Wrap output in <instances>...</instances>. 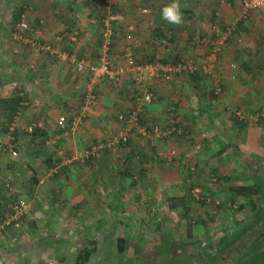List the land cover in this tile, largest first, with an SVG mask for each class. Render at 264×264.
<instances>
[{"label": "crops", "instance_id": "0c3cea01", "mask_svg": "<svg viewBox=\"0 0 264 264\" xmlns=\"http://www.w3.org/2000/svg\"><path fill=\"white\" fill-rule=\"evenodd\" d=\"M2 1L10 7L12 0ZM98 1L14 0L17 10L0 17V142L20 152L0 159V178L5 176L0 181L10 176L13 189L12 199L8 188L0 185V224L13 201L24 199L29 206L21 230L0 229V264H77V259L78 264H151L161 256L165 242L185 247L183 242L195 237L189 226L182 234L190 224L186 217L194 212L191 188L199 185L207 196L226 192L231 194V204L232 188L251 185L258 177L253 166L264 160L260 157L264 156V9L249 11L237 20L243 15V0H179L185 19L182 26L161 21L156 14L171 0H135L143 6L139 13L131 12L134 16L164 22L163 30L170 38L168 60L190 59L201 67L219 32L232 26L234 33L222 44L218 77L201 73V89L186 72L168 83L145 77L144 85L154 91L155 99L145 105L142 124L167 125L172 119L169 109H173L182 134L154 144L134 131L118 158L104 151L96 159H76L88 144L121 129L118 115L134 108L139 92L128 73L121 82H97L99 101L83 110L89 73H77L72 60L99 62L103 56ZM144 7H149V14H143ZM23 14L30 28L22 32L24 40L15 41L13 34ZM146 20L139 21L140 27L129 26L141 42L152 34L145 32L148 22L152 23ZM116 36L117 31L113 43ZM29 38L37 45L25 41ZM108 55L115 66L125 64V60L116 64L110 50ZM140 57L136 55L137 60ZM216 88L223 89L214 96ZM14 97L29 105L12 131L7 106ZM82 110L78 128L58 126L61 115ZM169 148L177 150L174 162L156 157L160 149ZM188 159L196 167L193 173ZM212 174L218 177L213 183ZM174 197L184 202L172 209ZM175 226H180L179 237H175ZM121 242L128 246L123 253ZM80 250L84 255L78 258ZM121 257L128 260L120 262Z\"/></svg>", "mask_w": 264, "mask_h": 264}, {"label": "built area", "instance_id": "2783aa9c", "mask_svg": "<svg viewBox=\"0 0 264 264\" xmlns=\"http://www.w3.org/2000/svg\"><path fill=\"white\" fill-rule=\"evenodd\" d=\"M117 0H105V3L108 8H111L113 4ZM242 14L238 17L237 20L244 18L246 13L249 11L263 10L264 9V0H243L241 2ZM143 14H149V7H144L142 9ZM121 19L119 14H109L102 19V28L101 35L104 39V53L99 62H90L85 59H73L72 63H74V69L77 73H89V81L85 84V103L83 106V110L94 106L98 103L99 97L94 89V84L97 82H103L106 80L121 82L126 73L130 74L133 78L134 82L139 88V92L135 95V106L129 112H122L118 115V119L121 122V129L114 135L105 140H97L88 144L82 151L76 154V159L78 160H86V159H96L100 157V155L104 151H109L118 158L121 153V149L125 147L129 141L131 134L135 131L141 134L145 139L152 143H156L157 141H167L171 139L173 136H178L182 134V129L178 126L177 121L175 119V112L173 109H169L172 114V119L169 124L162 125L161 123H153L149 125H143L142 112L144 110L145 105L151 104L154 102L155 93L154 91L146 87L144 85V79L147 77L149 80L159 79L163 82H170L172 79L179 74L186 72L189 75L194 74L197 71H200L202 75H206L209 77H213L214 70L218 65L219 55L222 50L223 41L227 38V36L232 32L233 27H227L225 31L219 32V39L216 40L212 48L210 49V53L208 54V60L206 63L202 64V67L197 66L192 60L181 58L179 60H164L168 51V45L170 41L164 37L159 41L160 46V56L157 55L156 62L154 63H140L138 62L135 54L134 48L141 45V41L139 39L133 38V34L131 30L126 35V46L123 47L125 64L122 66H115L111 61L108 50L111 47L113 42V36L115 33L114 23H118ZM43 22V20L41 21ZM30 28L29 22L26 19L25 14L22 15L21 20L17 25V32L13 34V39L15 41H21L23 39L22 32L26 31ZM32 45H37V42L34 38H29L25 40ZM17 52V51H16ZM222 88H216L215 93L221 94ZM29 105L27 100H23L20 103V109L16 113L13 118L11 124V130L14 131L15 126L18 125V119L21 115L25 106ZM83 110L80 113L75 112L74 114L68 115L64 114L58 118V126L63 130H74L78 128L84 117ZM262 115H264V107L262 111ZM36 127L39 126L38 123L34 124ZM34 126L32 125L29 128V131H33ZM11 153L13 157H17L19 155L18 150L14 147L7 145L6 143L0 142V159L4 154ZM177 150L176 148L169 149H160L158 153H156V157L164 160L166 162L172 163L177 158ZM188 159V168L190 173L196 171V167L193 162ZM212 182L217 181V176L212 177ZM2 184L8 188L10 192L12 189V178L8 176ZM191 193L193 196L195 195L196 199H200V196L203 193V189L199 185H195L191 189ZM28 203L24 199H20L17 201H13L10 205L11 212L6 216V218L0 224V229L12 228L16 230H21L23 217L27 212ZM47 264H54L53 261L47 262Z\"/></svg>", "mask_w": 264, "mask_h": 264}, {"label": "rangeland", "instance_id": "374dc122", "mask_svg": "<svg viewBox=\"0 0 264 264\" xmlns=\"http://www.w3.org/2000/svg\"><path fill=\"white\" fill-rule=\"evenodd\" d=\"M12 1L9 4L10 7H7V4L3 2L2 0H0V17H8L9 14L12 15V12L17 10L16 9L17 3L12 2ZM139 2H140L139 4H135V0H128L127 2L124 0L123 1L117 0L113 4V6H111V8L107 7L105 11H104V8L103 10L99 9L98 11V14L102 15L101 19L103 17H106L109 14H119L121 16L120 21L118 23H114V26L116 28L115 31H117V36L115 37L116 39L115 43L112 42L111 47L109 49L110 53H112V58L116 57L114 61L116 62V64L117 62H123L125 60L123 47L126 46L127 45L126 42H128L126 40V35L129 31V28H130L129 26H131V24H134L135 27H140L139 21L146 20V19H147L146 20L147 22L152 21V23L150 24V22H148L147 30L149 29V31H145V32L150 33V30H151L152 34L151 35L147 34L146 36L144 34L145 38L142 39L143 44L141 43V45L135 48L136 50L135 55L138 54V56H141L138 59L139 62H143V61L147 62V59H149L147 57L148 52H151L149 56H152L153 53H154L153 55L155 56V58L157 54L160 56V49H162V47L159 44V39H160L161 33H159L158 29L163 30L164 22L159 23L157 21L158 22L157 24V22H155L156 20H154V17L147 18V16H145L146 17L145 19L143 17L141 18V17L134 16L131 12L133 11V12L139 13L138 11L140 7L143 6L142 1H139ZM29 7L32 8L31 6ZM6 8H9V12H6L7 10ZM151 14H153L154 16L155 15L154 11ZM156 14H160L159 8H158V13ZM18 22L19 20L17 21V23ZM102 25L103 24H101V28H102ZM233 31L234 29L232 30L231 35L234 33ZM1 38L2 37L0 35V39ZM133 38L134 40L136 39L134 35H133ZM9 39L12 40L11 38ZM113 44H114V48L112 47ZM214 74H215L213 75L214 78L216 76L218 77L217 68H215ZM213 77L207 76V78H213ZM159 83H162V81L160 80L158 84ZM133 84L136 85L135 82ZM111 85L113 88L116 87L113 84ZM171 85L173 86V84ZM117 87L121 88V86H117ZM165 87L168 88L169 85L166 84ZM158 88H160L161 90L163 87L158 85ZM136 89L137 91H139L137 87ZM260 157L261 159L264 158V156H260ZM21 162H23V158ZM253 167L254 169L257 170V173L259 172L258 177H257V173L255 174V171L253 173L254 176L257 177L254 179V183L264 184V177L260 176L261 175L260 172H264V160L256 161ZM213 176H215V174L211 175L210 180H212ZM3 178H5V176H3L0 179L3 180ZM1 183L2 182L0 181V185L2 186L3 184ZM262 191H264V188H262ZM224 193L225 194H222L220 197H216L214 195L207 196L205 193H202V195L200 196V199H196L195 195L193 196V194L191 193L189 197V200L191 201L190 207L193 209L194 212H193V215H189V217H186V219L188 220V223L190 224L187 226H184V232L182 234L186 233V230L189 226L190 228H192V230L194 229L195 237L188 239V241L186 242H183V244L188 245L185 247L184 246L181 247L178 244V242L176 243V242H173L172 240L171 242H165L163 244V250L161 251V256L159 257V259L155 257L151 261V264H208L212 261L213 262L211 264H264V220L262 222L263 223L262 225H260L261 223L260 222L259 224L254 225L252 229L247 231L246 234L248 237L243 236L239 238L238 236V237H234L233 239V237L231 236L228 237L226 235L228 238H225L223 236L225 239H222V240L220 239L221 238L220 236L222 235L223 231H226L228 229H234L233 227L237 228L238 224H241L245 222L246 219L250 218L249 211H246L244 209L242 210L239 207L237 208L236 206L234 207L233 204H230L231 194L227 196L226 192ZM209 197L213 201H217V200L221 201L222 204L221 205L219 204L220 206H217L218 204L216 203L211 204L210 203L211 200L210 201L208 200ZM10 198L13 199L12 194ZM242 201H243L242 199H237L236 205L237 206L240 205ZM181 212H182L181 210H177L178 215H181ZM204 217H206V219ZM192 220L194 222H192ZM203 220L206 221V224H204ZM196 222L197 224L193 225ZM174 229H176V231H174L175 237H179L182 235L181 233H179L180 226L178 227L175 226ZM168 235L170 234L168 233ZM235 238H237L236 241H235ZM209 244L211 246V251H210V255L209 254L207 255V252L205 249L207 245ZM226 244H232V245L227 248L228 245ZM190 246L191 248H189ZM193 249H195L196 251H194ZM83 255H84L83 252H81L80 250V253L78 254V258L83 257ZM127 260L128 259L124 257L120 258V262L127 261ZM78 262H81L80 259L76 260L77 264Z\"/></svg>", "mask_w": 264, "mask_h": 264}, {"label": "trees", "instance_id": "16d2710c", "mask_svg": "<svg viewBox=\"0 0 264 264\" xmlns=\"http://www.w3.org/2000/svg\"><path fill=\"white\" fill-rule=\"evenodd\" d=\"M100 2V4H98ZM98 6H100L102 9L104 8V11L106 9V3L105 0H101L97 2ZM215 14V13H214ZM159 33H161L160 39L159 41L166 37L168 40H170V38H168L166 35V31L165 30H161L158 29ZM165 31V32H164ZM136 48V47H135ZM134 48V54L136 53ZM154 54V53H153ZM152 54V56L149 57V59H147V62L143 61L140 63H154L156 62V58L155 56ZM158 55V54H157ZM136 56V55H135ZM168 60V58H164L163 61ZM190 77L192 78L193 84L197 89H201V84L202 79H201V72L197 71L194 74L190 75ZM202 82V83H201ZM223 89V88H222ZM212 95L216 96L218 94L215 93V90L213 91V93H211ZM21 98L20 97H14L10 100V104L7 106L9 108V113H7V115L9 116V119L13 120L14 116L16 115V113L18 112V110L20 109V103H21ZM8 102V101H6ZM27 107V105L25 106ZM217 176V175H216ZM260 176L264 177V173H262ZM218 180V177H217ZM263 185V186H262ZM262 188H264V184H257V183H253L251 185H244V186H237V187H233L232 188V193H233V197H232V203L233 206L235 207H239L240 209H244L246 211H249V217L248 219L245 220V222L238 224L237 228L233 227L234 229H228L226 231L222 232V235L220 236L221 240L228 238L229 236L233 237H243V236H247V231L252 229V227L254 225L259 224L262 225L263 220H264V191H262ZM192 189V188H191ZM191 189H190V195H191ZM237 199H242L243 201L240 203V205H236V201ZM181 202H184V199H180ZM178 198L175 199V197L170 201V207L172 209L180 206L181 203ZM182 206H184L185 211L187 210V208L185 207V203L182 204ZM188 212L185 213V215H187ZM204 224H206V221H204ZM228 237H227V236ZM250 235V234H248ZM225 238H224V237ZM223 237V238H222ZM248 237V236H247ZM237 238H235L236 241ZM228 245L227 248L229 246H231L232 244H226ZM128 246L125 244L124 246L122 245V242L119 244V249L120 252L123 253L124 250L127 248ZM225 248V247H224ZM206 252L207 255H210V251H211V246L210 244L207 245L206 247ZM213 262V261H212ZM212 262L208 263L211 264Z\"/></svg>", "mask_w": 264, "mask_h": 264}, {"label": "clouds", "instance_id": "9594fccd", "mask_svg": "<svg viewBox=\"0 0 264 264\" xmlns=\"http://www.w3.org/2000/svg\"><path fill=\"white\" fill-rule=\"evenodd\" d=\"M161 19L168 24L182 26L185 24L184 14L181 11L179 0H171L161 9Z\"/></svg>", "mask_w": 264, "mask_h": 264}]
</instances>
